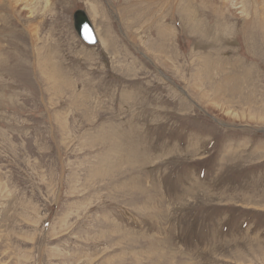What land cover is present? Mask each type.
<instances>
[{
    "label": "rangeland",
    "instance_id": "rangeland-1",
    "mask_svg": "<svg viewBox=\"0 0 264 264\" xmlns=\"http://www.w3.org/2000/svg\"><path fill=\"white\" fill-rule=\"evenodd\" d=\"M218 2L0 9V264H264V0Z\"/></svg>",
    "mask_w": 264,
    "mask_h": 264
},
{
    "label": "bare ground",
    "instance_id": "bare-ground-1",
    "mask_svg": "<svg viewBox=\"0 0 264 264\" xmlns=\"http://www.w3.org/2000/svg\"><path fill=\"white\" fill-rule=\"evenodd\" d=\"M55 2L56 0H0V9L7 8L9 12L15 15L20 21L26 19L28 21L30 39L38 44L41 39L40 29L43 24V16L53 8ZM220 4H223L225 7H227L229 5L235 6L237 3H234V0H219L218 5ZM94 10L96 11V9ZM5 13L6 11L0 10V17L4 16ZM220 107V104H216V108ZM223 112L233 119L238 118L237 113H234L229 109L224 110Z\"/></svg>",
    "mask_w": 264,
    "mask_h": 264
},
{
    "label": "water",
    "instance_id": "water-1",
    "mask_svg": "<svg viewBox=\"0 0 264 264\" xmlns=\"http://www.w3.org/2000/svg\"><path fill=\"white\" fill-rule=\"evenodd\" d=\"M74 26L78 35L89 45H96L98 38L89 19L83 10H77L74 14Z\"/></svg>",
    "mask_w": 264,
    "mask_h": 264
}]
</instances>
